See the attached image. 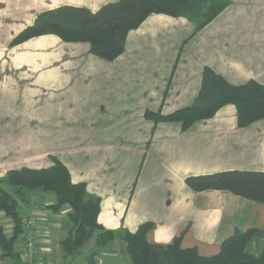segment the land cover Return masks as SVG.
Returning a JSON list of instances; mask_svg holds the SVG:
<instances>
[{"label": "crops", "instance_id": "obj_1", "mask_svg": "<svg viewBox=\"0 0 264 264\" xmlns=\"http://www.w3.org/2000/svg\"><path fill=\"white\" fill-rule=\"evenodd\" d=\"M117 1L0 0V180L11 170L50 168L57 159L73 183L100 198L98 222L106 230L135 233L153 223V243L168 245L186 231L184 248L216 255L235 231L264 230V205L227 192L195 193L186 178L264 172V120L241 129L236 108L227 105L183 131L180 123H154L145 113L192 106L206 68L234 86L264 85V0H229L199 32L184 18L153 14L113 62L93 56L88 44L54 35L12 46L44 12L69 6L96 13ZM28 199L19 202L20 259L29 230L38 238L31 264H75L87 247L96 248L94 239L65 261L60 243L71 228V207L55 213V195L43 190ZM0 221L10 235L11 220L0 213ZM111 245L99 249V263L125 257L108 253ZM263 249L264 239L255 238L247 252L258 257ZM90 256L84 264L96 263ZM1 264L17 262L1 257Z\"/></svg>", "mask_w": 264, "mask_h": 264}, {"label": "trees", "instance_id": "obj_2", "mask_svg": "<svg viewBox=\"0 0 264 264\" xmlns=\"http://www.w3.org/2000/svg\"><path fill=\"white\" fill-rule=\"evenodd\" d=\"M229 0H119L109 3L96 13L85 9L64 6L40 14L35 23L21 31L12 46L31 39L54 35L65 43L88 44L90 53L106 62H113L125 50L132 31L139 29L153 14L184 18L201 31L215 20L228 6ZM236 108L238 127L243 129L264 120V85L255 80L234 86L212 69L202 75L199 95L194 104L170 115L147 111L145 118L154 123L176 122L187 131L195 123L212 119L227 106ZM47 169L11 170L0 180V213L12 222L8 235L0 221V251L2 258H11L23 264L14 245L24 233V219L19 202L29 203L28 195L35 190L52 193L56 203L52 210L58 213L63 205L71 207V228L60 243L65 261H72L95 239L96 248L104 249L119 240L121 254L131 264H264V249L256 257L247 252L255 238L264 239V230L235 231L227 238L216 255L202 256L198 248H184L186 231L181 232L168 245L150 240L153 223H145L135 233L127 230H106L98 222L100 198L88 193L86 184L73 183L68 168L57 159ZM186 185L195 193L208 191L227 192L242 199L264 205V172L232 170L211 175L186 178ZM92 258V257H91Z\"/></svg>", "mask_w": 264, "mask_h": 264}, {"label": "rangeland", "instance_id": "obj_3", "mask_svg": "<svg viewBox=\"0 0 264 264\" xmlns=\"http://www.w3.org/2000/svg\"><path fill=\"white\" fill-rule=\"evenodd\" d=\"M93 245V244H92ZM87 252L84 251V255L81 256V258H79L75 264H84V260H85V255H91L92 258H91V262H93V260H97L95 264H103V263H99L101 262L102 260H99L100 259V250L99 249H96V248H93L92 246L89 248L87 247ZM89 250V251H88ZM116 250H119L121 251V245H120V242L119 240H116L115 242H112V245L110 246L109 250H108V253H112V251H116ZM94 252V254H92ZM90 256V257H91ZM89 257V258H90ZM98 257V258H97ZM128 259L126 256L120 260H118V262H116V260H112V259H106V262H104L105 264H128ZM99 261V262H98ZM86 264V262H85ZM93 264V263H92ZM130 264V262H129Z\"/></svg>", "mask_w": 264, "mask_h": 264}, {"label": "built area", "instance_id": "obj_4", "mask_svg": "<svg viewBox=\"0 0 264 264\" xmlns=\"http://www.w3.org/2000/svg\"><path fill=\"white\" fill-rule=\"evenodd\" d=\"M38 243L37 234L29 230L25 236V252L21 256L23 264H31V255L35 252ZM1 251H0V264H1Z\"/></svg>", "mask_w": 264, "mask_h": 264}]
</instances>
